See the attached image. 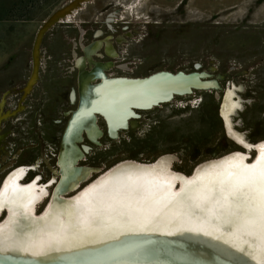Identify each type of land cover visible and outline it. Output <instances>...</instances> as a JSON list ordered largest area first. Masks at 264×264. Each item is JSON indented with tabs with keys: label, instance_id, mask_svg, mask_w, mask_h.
<instances>
[{
	"label": "bare ground",
	"instance_id": "obj_1",
	"mask_svg": "<svg viewBox=\"0 0 264 264\" xmlns=\"http://www.w3.org/2000/svg\"><path fill=\"white\" fill-rule=\"evenodd\" d=\"M87 3L53 17L57 24L81 29L77 15ZM102 24L112 28L117 19ZM124 38L96 29L88 44L76 41L75 83L84 98L61 137L53 190L47 194L38 171L27 181L31 165L5 172L0 183V257L7 258L2 264H19L10 258L17 255L29 259L27 263L45 264H264V138L251 142L238 129L248 105L244 85L200 66L130 76L116 49ZM115 70L124 75L116 76ZM201 94L213 99L217 94L225 137L237 145H254L253 153L231 148L198 161L188 173L174 169L175 155L168 152L150 161L123 158L105 169L84 164L78 143L82 129L94 143L101 142L90 115L95 107L108 115L113 129L128 123L132 132L139 130L141 117L130 107L148 112L179 100L199 104ZM114 211L120 213L113 217ZM127 235L129 240L121 241ZM116 246L128 249L113 257Z\"/></svg>",
	"mask_w": 264,
	"mask_h": 264
},
{
	"label": "rangeland",
	"instance_id": "obj_2",
	"mask_svg": "<svg viewBox=\"0 0 264 264\" xmlns=\"http://www.w3.org/2000/svg\"><path fill=\"white\" fill-rule=\"evenodd\" d=\"M86 1L77 15L81 29L56 24L37 49L36 34L50 15ZM109 18L117 19L112 28L102 24ZM96 29L125 36L116 49L130 76L200 66L242 83L248 105L238 129L251 142L264 138V0H0V183L11 167L31 165L27 181L38 171L47 194L53 190L59 177L53 155L84 98L75 83V44L91 42ZM200 96L199 104L179 100L148 112L130 107L141 117L132 132L128 123L113 129L95 107L90 115L101 142L82 129L84 164L105 169L123 158L150 161L168 152L175 155L174 169L188 173L198 161L235 148L224 138L215 96Z\"/></svg>",
	"mask_w": 264,
	"mask_h": 264
},
{
	"label": "water",
	"instance_id": "obj_3",
	"mask_svg": "<svg viewBox=\"0 0 264 264\" xmlns=\"http://www.w3.org/2000/svg\"><path fill=\"white\" fill-rule=\"evenodd\" d=\"M57 18H55V17H53V16H51L50 18H48V20H47V22L46 23H44L42 26H41V28L39 29V31L37 32V34H36V37H35V42L37 43V49H38V47L40 46V44H41V42H42V40H44V37H45V35H46V33L53 27V26H55L56 24H57ZM73 49H71V52H73L72 51ZM36 70H37V68L35 69V73H36ZM33 78H34V80H33V82L32 83H34V81H35V74L33 75ZM28 87V86H27ZM215 99H216V101H218L219 100V98H218V96H217V94L215 95ZM228 142H230L232 145H233V147H235V148H238V149H241V150H244V151H246L247 153H249V152H252L253 153V151L252 150H255V149H252V148H254L255 146L254 145H251V147H246V146H243V145H237V143H232V142H234V141H231V139H229V137L226 135V137H224ZM60 146H61V142L59 141V148H60ZM59 148L57 149V152L53 155V161H54V159H57V154H58V151H59ZM252 149V150H251ZM57 164V162L55 161V165ZM197 209V208H196ZM192 210H194L195 211V209H192ZM198 210V209H197ZM191 213V215H192V211H190ZM247 212H248V210H247ZM247 212H244L243 214H245V213H247ZM120 212H113V213H111V215H114L113 217H115L116 215H118ZM230 214H232L231 212H229ZM194 214V213H193ZM211 214H212V212H211ZM242 215V214H241ZM242 216H244V215H242ZM197 217L199 218L200 216H199V214H197ZM126 237V238H125ZM137 237V236H136ZM129 240V237H128V235L127 236H124L123 237V239L121 240V241H123V240ZM145 240L147 239V238H144ZM112 240H114V239H112ZM138 239H136L135 241H137ZM120 243V242H119ZM123 243V242H122ZM118 246H120V245H118ZM118 246H116V247H114L113 249H112V251H113V257H117V256H121V255H123V254H125V251L128 249V248H125V247H118ZM107 249H109V248H107ZM103 252V251H102ZM6 258L7 257H0V264H2L3 262H6L5 260H6ZM10 258H16V260L17 261H19V264H45V263H40V262H37V263H27V262H30L29 261V259H26V257H23V256H10ZM50 259H55L56 257H49ZM17 261H15V262H17ZM47 264H64V262H62V261H52V262H48ZM165 264H167V262H165Z\"/></svg>",
	"mask_w": 264,
	"mask_h": 264
}]
</instances>
